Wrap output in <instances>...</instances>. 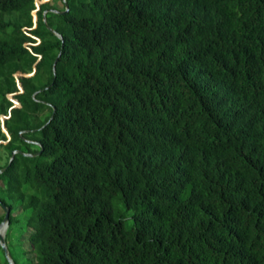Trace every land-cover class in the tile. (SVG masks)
<instances>
[{
	"label": "trees",
	"instance_id": "1",
	"mask_svg": "<svg viewBox=\"0 0 264 264\" xmlns=\"http://www.w3.org/2000/svg\"><path fill=\"white\" fill-rule=\"evenodd\" d=\"M58 1L0 0L14 263L264 264V0Z\"/></svg>",
	"mask_w": 264,
	"mask_h": 264
},
{
	"label": "water",
	"instance_id": "2",
	"mask_svg": "<svg viewBox=\"0 0 264 264\" xmlns=\"http://www.w3.org/2000/svg\"><path fill=\"white\" fill-rule=\"evenodd\" d=\"M58 13H60L61 11H57ZM45 15V14H44ZM48 29L55 35H57V32L51 28L49 25H47ZM56 62V61H55ZM55 62L53 64V67L55 68ZM40 152H37V153H34V154H30V153H24L25 155H29V156H34V155H38ZM13 155H14V152L11 154V157H10V160H9V163L12 161L13 159ZM6 169L5 168H1L0 169V173L3 172L4 170ZM4 207V210H5V215H4V218L3 220L1 221L0 223V245L5 253V256L9 262V264H15L11 255H10V252L7 248V245H6V242H5V232H6V229L8 227V216H9V208L6 207L5 205L3 206Z\"/></svg>",
	"mask_w": 264,
	"mask_h": 264
},
{
	"label": "rangeland",
	"instance_id": "3",
	"mask_svg": "<svg viewBox=\"0 0 264 264\" xmlns=\"http://www.w3.org/2000/svg\"><path fill=\"white\" fill-rule=\"evenodd\" d=\"M58 1V0H57ZM41 1H37V3L39 4ZM58 5L61 6V4L59 3L58 1ZM4 163V159H0V164H3ZM0 213H2V209L0 208ZM27 235L28 233H24L23 236H22V244H23V247L27 250L30 249V246L28 244V241H27ZM29 256L32 257L33 254L32 253H29Z\"/></svg>",
	"mask_w": 264,
	"mask_h": 264
}]
</instances>
